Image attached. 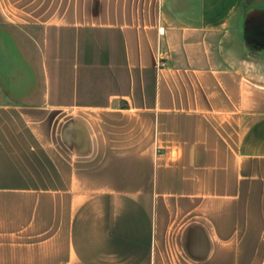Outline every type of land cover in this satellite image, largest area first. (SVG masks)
<instances>
[{"label":"crops","instance_id":"0c3cea01","mask_svg":"<svg viewBox=\"0 0 264 264\" xmlns=\"http://www.w3.org/2000/svg\"><path fill=\"white\" fill-rule=\"evenodd\" d=\"M0 264H264V0H0Z\"/></svg>","mask_w":264,"mask_h":264}]
</instances>
